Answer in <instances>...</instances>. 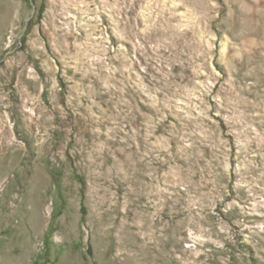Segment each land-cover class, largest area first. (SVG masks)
<instances>
[{
    "label": "rangeland",
    "instance_id": "rangeland-1",
    "mask_svg": "<svg viewBox=\"0 0 264 264\" xmlns=\"http://www.w3.org/2000/svg\"><path fill=\"white\" fill-rule=\"evenodd\" d=\"M0 264H264V0H0Z\"/></svg>",
    "mask_w": 264,
    "mask_h": 264
}]
</instances>
